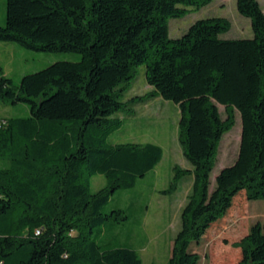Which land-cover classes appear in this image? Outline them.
Returning a JSON list of instances; mask_svg holds the SVG:
<instances>
[{
  "label": "trees",
  "instance_id": "trees-1",
  "mask_svg": "<svg viewBox=\"0 0 264 264\" xmlns=\"http://www.w3.org/2000/svg\"><path fill=\"white\" fill-rule=\"evenodd\" d=\"M213 0H7L0 40L43 51L81 53L59 60L20 84L0 65V99L25 102L28 116L1 117L0 264H142L126 243L102 240L107 222L129 218L104 207L132 188L163 156L156 143L111 144L126 108L123 88L146 64V80L179 105V140L193 166L192 191L181 212L168 264H197L191 250L239 196L264 198V11L259 0H237L252 37L221 38V16L199 18L180 37L169 18ZM218 103L225 105L223 119ZM241 115L236 160L209 189L217 147ZM107 184L93 191L91 177ZM41 229L36 233V229ZM238 264H264V221L238 241Z\"/></svg>",
  "mask_w": 264,
  "mask_h": 264
},
{
  "label": "rangeland",
  "instance_id": "rangeland-1",
  "mask_svg": "<svg viewBox=\"0 0 264 264\" xmlns=\"http://www.w3.org/2000/svg\"><path fill=\"white\" fill-rule=\"evenodd\" d=\"M212 6L190 8L184 17L169 18V34L180 37L197 20L214 14L227 16L231 27L221 38L252 37L251 19L239 13L236 0H219ZM264 4V0H261ZM7 0H0V24L6 22ZM226 18V17H225ZM81 53L74 51H43L26 47L14 41L0 40V65L15 84L25 74L36 72L59 60L78 61ZM121 99L126 108L117 112L122 125L108 137L111 144L153 142L163 148V156L154 169L140 177L132 188L118 189L105 205V211L122 208L129 218L120 223L107 222L102 226L104 242L124 244L136 249L142 264H168L174 239L181 228V212L192 191L193 166L186 158L179 140L178 104L164 99L146 80V64L138 66L134 78L124 85ZM223 119L227 118L225 105L218 103ZM25 102L0 99V118L28 116ZM234 122L220 140L210 173L209 189L216 184L219 171L232 164L239 153L242 133L241 115L235 111ZM107 184L104 174L91 177V189L96 191ZM264 221V198L246 201L237 197L228 212L216 221L206 234L191 244V250L200 256L197 264H238L241 251L232 245L240 240L256 222Z\"/></svg>",
  "mask_w": 264,
  "mask_h": 264
},
{
  "label": "crops",
  "instance_id": "crops-1",
  "mask_svg": "<svg viewBox=\"0 0 264 264\" xmlns=\"http://www.w3.org/2000/svg\"><path fill=\"white\" fill-rule=\"evenodd\" d=\"M234 1V0H233ZM237 1V0H236ZM216 2H218L217 0H213L211 3H209L208 4V6L210 5V6H212L214 3H216ZM221 2V3H220ZM223 2H224V0H219V3H220V5H222L223 4ZM259 2H260V4H261V6H262V8H263V11H264V4H263V2L261 1V0H259ZM212 4V5H211ZM212 16H215L214 14H208V16H206V17H212ZM221 17H226L227 18V16H221ZM202 18H204V17H202ZM197 19H199V18H197Z\"/></svg>",
  "mask_w": 264,
  "mask_h": 264
},
{
  "label": "built area",
  "instance_id": "built-area-1",
  "mask_svg": "<svg viewBox=\"0 0 264 264\" xmlns=\"http://www.w3.org/2000/svg\"><path fill=\"white\" fill-rule=\"evenodd\" d=\"M2 125V121H0V126ZM41 229H36V233H40Z\"/></svg>",
  "mask_w": 264,
  "mask_h": 264
}]
</instances>
